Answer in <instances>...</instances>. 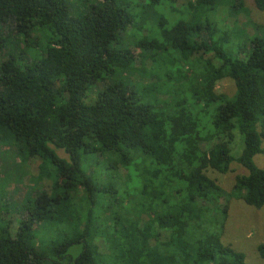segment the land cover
Masks as SVG:
<instances>
[{
  "label": "trees",
  "instance_id": "trees-1",
  "mask_svg": "<svg viewBox=\"0 0 264 264\" xmlns=\"http://www.w3.org/2000/svg\"><path fill=\"white\" fill-rule=\"evenodd\" d=\"M168 1L178 21H158L151 36L107 0L75 17L67 0H0V138L23 162L40 159L48 183L15 221L0 208V264H249L221 241L220 201L264 209L254 163L264 155V25L249 21L250 36L229 28L249 15L243 0ZM253 4L264 12V0ZM129 28L148 68L116 45ZM167 52L186 70L161 87L154 67L172 65ZM223 79L232 97L216 91ZM233 163L247 174L227 193L207 172ZM257 253L264 260V244Z\"/></svg>",
  "mask_w": 264,
  "mask_h": 264
},
{
  "label": "rangeland",
  "instance_id": "rangeland-1",
  "mask_svg": "<svg viewBox=\"0 0 264 264\" xmlns=\"http://www.w3.org/2000/svg\"><path fill=\"white\" fill-rule=\"evenodd\" d=\"M103 1L104 0H67L69 14L74 17L80 14H88L89 6L96 5ZM107 1L112 2L117 7H126L127 10H129V13L134 16V27H136V25L151 26V36L159 34L157 27L158 21L165 20V28H170L178 21L177 15L173 13L177 7L168 0H163L158 4L153 6L150 5L147 8H143V6L149 2L148 0ZM243 1L244 6L249 11V15L246 17L241 14L237 19H229L226 24L230 29H236L239 33L243 32L244 35L250 36L254 31L248 22L250 21L258 25H264V12H261L254 7L253 0ZM182 3L183 0H176L177 6ZM144 11L146 13L145 22L141 23L142 19H144ZM223 13L224 12L220 9L217 14L218 18H220ZM147 19L149 20V25ZM7 26L12 27L11 25ZM239 33H235L238 37V39L234 41L236 45L239 43L241 44L244 41L243 36ZM121 35H125V37L122 38ZM136 40L137 35L134 32H131L129 28L126 33L119 34L116 45L120 49L130 48L135 57V68L142 70L144 67L148 68L150 62L148 60L143 61V58L139 55L140 49L134 47ZM145 55L147 56L149 53L146 52ZM166 59L168 64L172 65H168L166 68L154 67V73H156L160 79L158 85L161 87L162 85H165L164 74H170L171 72L173 75L177 76L176 72L180 70L183 72L186 70L183 68L186 63L182 65V63L176 60V56L171 54V52L166 53ZM118 79L126 81L121 74H118L116 80ZM138 79L143 83H150L148 80H141V78L136 75L134 81L137 82ZM112 80L113 79H111V81ZM106 81L110 82V79ZM215 89L218 93L226 95L227 97H232L234 94V85L229 79L219 81ZM148 98H152V94L149 95ZM3 139L4 138H0V191L3 193L4 198L0 201V208L5 207L9 211L8 215L12 214L11 220L15 221L17 215H14V212L16 211L14 208H17V206L22 204L28 195H35L41 190H47L48 183L45 180L40 181L37 179L39 165L41 163L40 159L23 162L17 156L13 144ZM240 148L241 143L239 136L236 135L235 141L232 144V154L237 156L240 152ZM56 153L60 158L67 159V155L63 151L57 150ZM254 163L258 168L264 170V155L255 156ZM246 174L247 171L236 163L231 165L230 171L226 174H220L215 171L207 172V175L216 181V183L227 193H230L233 190L236 176ZM225 202L227 203L228 213L221 238L222 243L244 254L247 263L264 264V260H262L257 253V247L264 244V209L256 210L245 205L240 199L235 198H229V200L226 201L222 199L220 201L221 204H224ZM2 217L6 219L8 216L2 215ZM74 219H77V214H74Z\"/></svg>",
  "mask_w": 264,
  "mask_h": 264
}]
</instances>
